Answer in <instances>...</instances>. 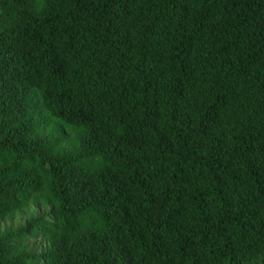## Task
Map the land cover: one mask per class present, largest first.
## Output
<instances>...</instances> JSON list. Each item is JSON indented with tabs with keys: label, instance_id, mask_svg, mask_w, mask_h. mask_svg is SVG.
<instances>
[{
	"label": "trees",
	"instance_id": "1",
	"mask_svg": "<svg viewBox=\"0 0 264 264\" xmlns=\"http://www.w3.org/2000/svg\"><path fill=\"white\" fill-rule=\"evenodd\" d=\"M0 264H264V0H0Z\"/></svg>",
	"mask_w": 264,
	"mask_h": 264
}]
</instances>
